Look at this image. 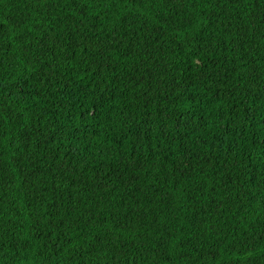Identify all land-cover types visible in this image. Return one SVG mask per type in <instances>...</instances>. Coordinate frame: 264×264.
<instances>
[{"label": "trees", "instance_id": "obj_1", "mask_svg": "<svg viewBox=\"0 0 264 264\" xmlns=\"http://www.w3.org/2000/svg\"><path fill=\"white\" fill-rule=\"evenodd\" d=\"M0 264H264V0H0Z\"/></svg>", "mask_w": 264, "mask_h": 264}]
</instances>
